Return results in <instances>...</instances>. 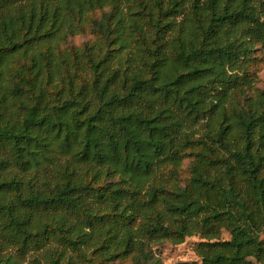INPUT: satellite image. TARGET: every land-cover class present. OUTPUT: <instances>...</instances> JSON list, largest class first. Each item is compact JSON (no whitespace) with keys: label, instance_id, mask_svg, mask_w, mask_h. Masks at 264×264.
<instances>
[{"label":"trees","instance_id":"16d2710c","mask_svg":"<svg viewBox=\"0 0 264 264\" xmlns=\"http://www.w3.org/2000/svg\"><path fill=\"white\" fill-rule=\"evenodd\" d=\"M105 8L98 40L61 49ZM258 46L264 0L0 4V264H19L9 245L50 241L63 248L47 247V264H165L154 244L197 234L201 262L173 264L260 263ZM188 149V183L169 185Z\"/></svg>","mask_w":264,"mask_h":264},{"label":"rangeland","instance_id":"374dc122","mask_svg":"<svg viewBox=\"0 0 264 264\" xmlns=\"http://www.w3.org/2000/svg\"><path fill=\"white\" fill-rule=\"evenodd\" d=\"M28 0H0V4L2 3H11L14 6H20L25 4ZM105 9H97L93 11L89 17L87 18L86 22L84 23L83 27L80 29L78 33L75 35L70 36L66 42L62 43L61 49H70V48H77L81 47L87 43H92L99 39V34L93 29L92 24L93 20L96 18H100L102 13ZM249 74L251 77L254 78L252 82L251 89L249 90L252 94L256 93L258 90L264 88V50L261 46H258L254 54V59L248 66ZM198 129V127H195ZM199 132L196 133V136H199ZM192 151L190 149L187 150L180 167L177 170L176 178H170V184L177 182L180 186H184L188 183L191 177V164L195 156L191 155ZM172 169L171 166H168L165 174H169V171ZM167 177V176H164ZM175 180V181H174ZM221 238L223 239H230L233 241L235 245V255L244 257L246 259H251L255 261V257L253 254V250L251 245H246L239 248L238 242L234 241L232 238L231 233L224 229L221 233ZM259 239L264 241V233L259 235ZM201 237L199 234L190 236L186 238L183 243L180 244H173L169 241L157 243L153 245V253L160 258L162 262L165 264H173L176 262L181 261H196L201 262V257L196 252V246L198 242H200ZM54 246L58 249L63 248L60 244H55L54 241H50L46 244L45 248L41 249H28L25 253H19L17 247L14 245H9L8 250H10L14 255L18 257L19 264H47V261L44 259L45 256V249L47 247ZM264 248V242L262 244ZM7 249L2 250L4 254L9 252ZM67 256H72L76 259L74 252L71 249L66 248ZM119 264H134L133 262V255L126 256L125 258H121L117 261ZM264 264V259L258 263Z\"/></svg>","mask_w":264,"mask_h":264}]
</instances>
